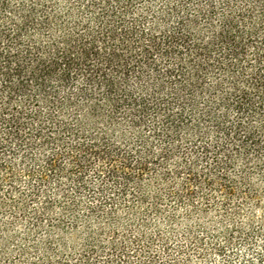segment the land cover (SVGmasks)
I'll list each match as a JSON object with an SVG mask.
<instances>
[{
  "label": "trees",
  "instance_id": "1",
  "mask_svg": "<svg viewBox=\"0 0 264 264\" xmlns=\"http://www.w3.org/2000/svg\"><path fill=\"white\" fill-rule=\"evenodd\" d=\"M0 264H264V0H0Z\"/></svg>",
  "mask_w": 264,
  "mask_h": 264
}]
</instances>
